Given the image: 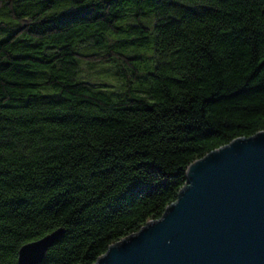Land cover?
<instances>
[{
    "label": "trees",
    "instance_id": "1",
    "mask_svg": "<svg viewBox=\"0 0 264 264\" xmlns=\"http://www.w3.org/2000/svg\"><path fill=\"white\" fill-rule=\"evenodd\" d=\"M262 129L264 0H0V264H94Z\"/></svg>",
    "mask_w": 264,
    "mask_h": 264
},
{
    "label": "water",
    "instance_id": "2",
    "mask_svg": "<svg viewBox=\"0 0 264 264\" xmlns=\"http://www.w3.org/2000/svg\"><path fill=\"white\" fill-rule=\"evenodd\" d=\"M64 232L23 245L19 264L41 263ZM94 264H264V130L195 160L163 215Z\"/></svg>",
    "mask_w": 264,
    "mask_h": 264
},
{
    "label": "rangeland",
    "instance_id": "3",
    "mask_svg": "<svg viewBox=\"0 0 264 264\" xmlns=\"http://www.w3.org/2000/svg\"><path fill=\"white\" fill-rule=\"evenodd\" d=\"M91 49L95 50V49H98V47L96 46V47L91 48ZM100 69H102V70H100ZM114 72H115V69L112 68L111 66H99L95 69H92V68L87 67V65L82 64L81 74L84 78L90 79L92 81H99V80L101 81L102 79H105L104 82H108L106 84L110 85V89L115 90L118 88L117 80L114 79L113 81H110L112 78L110 75L114 76ZM101 82H103V81H101Z\"/></svg>",
    "mask_w": 264,
    "mask_h": 264
},
{
    "label": "snow or ice",
    "instance_id": "4",
    "mask_svg": "<svg viewBox=\"0 0 264 264\" xmlns=\"http://www.w3.org/2000/svg\"><path fill=\"white\" fill-rule=\"evenodd\" d=\"M262 130H264V129H262Z\"/></svg>",
    "mask_w": 264,
    "mask_h": 264
}]
</instances>
